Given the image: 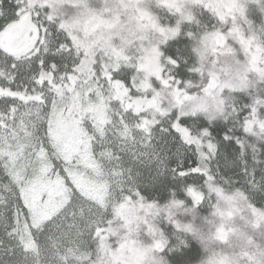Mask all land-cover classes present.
I'll use <instances>...</instances> for the list:
<instances>
[{
    "label": "snow or ice",
    "instance_id": "6c2138e0",
    "mask_svg": "<svg viewBox=\"0 0 264 264\" xmlns=\"http://www.w3.org/2000/svg\"><path fill=\"white\" fill-rule=\"evenodd\" d=\"M0 264H264V0H0Z\"/></svg>",
    "mask_w": 264,
    "mask_h": 264
}]
</instances>
